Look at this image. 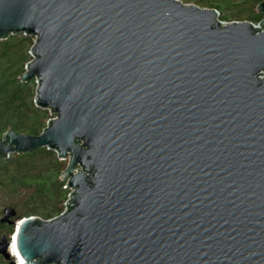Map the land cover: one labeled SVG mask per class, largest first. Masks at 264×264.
<instances>
[{"label": "water", "instance_id": "water-1", "mask_svg": "<svg viewBox=\"0 0 264 264\" xmlns=\"http://www.w3.org/2000/svg\"><path fill=\"white\" fill-rule=\"evenodd\" d=\"M257 13L253 29L178 0H0V40L35 37L19 79L54 116L0 135V159L56 151L74 189L49 222L6 208L0 257L264 264V0Z\"/></svg>", "mask_w": 264, "mask_h": 264}, {"label": "trees", "instance_id": "trees-1", "mask_svg": "<svg viewBox=\"0 0 264 264\" xmlns=\"http://www.w3.org/2000/svg\"><path fill=\"white\" fill-rule=\"evenodd\" d=\"M181 1V0H180ZM196 6L214 9L221 21L258 23L263 15L257 7L263 0H182ZM32 39L14 34L0 40V135L13 131L17 134L39 136L50 118L47 109L34 104V80L21 82L24 65L30 60ZM65 161L45 148L31 153L17 154L11 162L0 159V220L6 208L15 216L10 220L36 217L48 221L58 216L68 191L60 176ZM13 226L0 223V239L9 237ZM0 264H10L0 257Z\"/></svg>", "mask_w": 264, "mask_h": 264}, {"label": "built area", "instance_id": "built-area-1", "mask_svg": "<svg viewBox=\"0 0 264 264\" xmlns=\"http://www.w3.org/2000/svg\"><path fill=\"white\" fill-rule=\"evenodd\" d=\"M219 26L220 27H226V26H228V25H231V24H240V23H242V22H238V21H231V22H226V21H221L220 19H219ZM243 22H245V21H243ZM249 23H251V22H249ZM258 24H259V22L258 23H251V25H252V27H253V29H257L258 28ZM261 32V31H260ZM22 35V34H21ZM24 36V35H23ZM31 39H32V46H31V48L35 45V43H36V41L34 40L35 39V37H30ZM30 48V49H31ZM29 57H30V60L26 63V64H29V63H32L33 62V57L32 56H30L29 55ZM25 64V65H26ZM25 65H24V67H25ZM24 73H25V70H24ZM23 73V74H24ZM261 77H263V76H261ZM260 77V78H261ZM34 83H35V81H34ZM49 111V110H48ZM50 115V118L46 121V123L47 122H51V121H53L54 120V116L52 115V114H49ZM46 129V125H45V128H44V130ZM51 151V150H50ZM52 152H54L55 153V155H56V157L58 158V154H57V152L56 151H52ZM60 160V159H59ZM62 161H67V163H68V160H69V157H67L66 159H61ZM79 171H81V168H76V170L74 171V174H77ZM66 184H67V181H65V185H64V188L68 191V193H67V195H66V200L63 202V208H62V210H61V212L58 214V216H56V217H54L53 219H51V220H48L47 222H49V221H52V220H54V219H57V218H60V217H62V216H64L66 213H67V211H68V208H67V203L71 200V197H70V195H73V193H74V189H71V188H66ZM69 205V204H68ZM72 205H69V207H71ZM13 260L16 262V264H17V261H16V259L15 258H13Z\"/></svg>", "mask_w": 264, "mask_h": 264}, {"label": "rangeland", "instance_id": "rangeland-1", "mask_svg": "<svg viewBox=\"0 0 264 264\" xmlns=\"http://www.w3.org/2000/svg\"><path fill=\"white\" fill-rule=\"evenodd\" d=\"M178 1H180V0H178ZM182 4H190V5H195V3L194 2H184V1H180ZM196 6V5H195ZM198 7H200V6H198ZM201 8V7H200ZM66 166H67V161H65V168H66ZM65 168H64V170H65ZM62 208H63V204H62ZM6 262V261H5ZM8 262H10V261H8Z\"/></svg>", "mask_w": 264, "mask_h": 264}, {"label": "bare ground", "instance_id": "bare-ground-1", "mask_svg": "<svg viewBox=\"0 0 264 264\" xmlns=\"http://www.w3.org/2000/svg\"><path fill=\"white\" fill-rule=\"evenodd\" d=\"M11 249H12V250H10V253H11V256L13 257V256H14V252H13V251H14V250H13V249H14V246H12Z\"/></svg>", "mask_w": 264, "mask_h": 264}]
</instances>
